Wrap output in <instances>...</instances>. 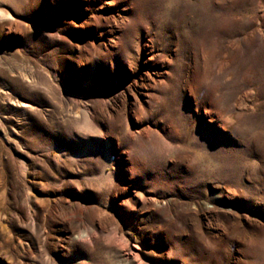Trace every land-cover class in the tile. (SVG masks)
<instances>
[{"label": "rangeland", "instance_id": "374dc122", "mask_svg": "<svg viewBox=\"0 0 264 264\" xmlns=\"http://www.w3.org/2000/svg\"><path fill=\"white\" fill-rule=\"evenodd\" d=\"M0 264H264V0H0Z\"/></svg>", "mask_w": 264, "mask_h": 264}, {"label": "bare ground", "instance_id": "6f19581e", "mask_svg": "<svg viewBox=\"0 0 264 264\" xmlns=\"http://www.w3.org/2000/svg\"><path fill=\"white\" fill-rule=\"evenodd\" d=\"M26 78H30V77H25V79ZM20 104H21V106L22 107H26V108H28V109H33L34 107H33V105H31L30 103H28V102H24V101H22V102H19Z\"/></svg>", "mask_w": 264, "mask_h": 264}]
</instances>
